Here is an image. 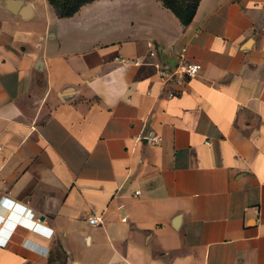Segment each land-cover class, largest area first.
Masks as SVG:
<instances>
[{"label":"crops","instance_id":"0c3cea01","mask_svg":"<svg viewBox=\"0 0 264 264\" xmlns=\"http://www.w3.org/2000/svg\"><path fill=\"white\" fill-rule=\"evenodd\" d=\"M0 264H264V0H0Z\"/></svg>","mask_w":264,"mask_h":264},{"label":"built area","instance_id":"2783aa9c","mask_svg":"<svg viewBox=\"0 0 264 264\" xmlns=\"http://www.w3.org/2000/svg\"><path fill=\"white\" fill-rule=\"evenodd\" d=\"M148 46V55L151 58L155 57V48L151 42L147 43ZM118 61L121 63H128L129 61L124 59L123 57H119ZM134 66L140 65V61L133 60L130 62ZM155 71L159 77V79L163 82L166 81H172L176 85V87H181L186 79H191L195 77L200 69L201 66L196 63H189L185 60V50L182 49L181 52L178 55V62L175 65L174 68H166L164 66H161L158 63L153 64ZM175 91L169 92V97L175 96ZM142 138H144L147 142L151 144H157L160 142V136L157 134L149 133L147 135H143ZM136 195L138 192L135 193ZM99 222V219L95 216H91L87 219V223L89 225H96Z\"/></svg>","mask_w":264,"mask_h":264},{"label":"trees","instance_id":"16d2710c","mask_svg":"<svg viewBox=\"0 0 264 264\" xmlns=\"http://www.w3.org/2000/svg\"><path fill=\"white\" fill-rule=\"evenodd\" d=\"M58 18L72 17L85 4L94 0H47ZM164 8L168 9L181 23L188 25L195 13L200 0H160Z\"/></svg>","mask_w":264,"mask_h":264},{"label":"rangeland","instance_id":"374dc122","mask_svg":"<svg viewBox=\"0 0 264 264\" xmlns=\"http://www.w3.org/2000/svg\"><path fill=\"white\" fill-rule=\"evenodd\" d=\"M95 1V0H94Z\"/></svg>","mask_w":264,"mask_h":264}]
</instances>
